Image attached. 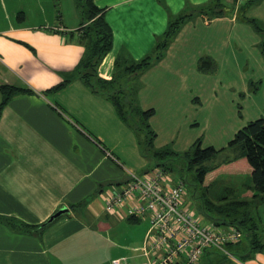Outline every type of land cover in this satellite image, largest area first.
Wrapping results in <instances>:
<instances>
[{"label": "crops", "instance_id": "0c3cea01", "mask_svg": "<svg viewBox=\"0 0 264 264\" xmlns=\"http://www.w3.org/2000/svg\"><path fill=\"white\" fill-rule=\"evenodd\" d=\"M209 1L94 0L106 10L113 31V48L98 71L107 80L113 77L118 55L142 59L152 52L170 21L182 13L192 15L164 57L142 75L138 103L142 109H156L151 124L161 113L168 117L203 105V96L214 95V88L217 93L215 83L205 91L176 80L189 81L193 70L200 72L198 64L192 69L193 62L177 53L193 36L205 38L206 48L200 52L205 56L199 59H211L210 70L200 73L219 76L222 70L246 77L250 72L255 94L264 103V52H259L264 33L235 13L211 20L200 15L196 8ZM71 8L57 25L52 21L54 0H0V87L33 90L12 96L0 111V264H113L120 258L142 264L145 260L142 247L149 228L142 246L134 247L133 235L130 231L125 235L123 225L149 223L148 216L130 219L123 210L120 217L107 212L105 203L130 175L142 176L148 160L112 103L73 75L85 49L80 14L74 5ZM246 16L264 27V0L249 8ZM202 26L205 32L198 33ZM70 76L74 80L64 89L46 92ZM247 92L239 94L241 100L246 101ZM2 101L0 90V107ZM227 172L249 169L226 167L212 176ZM189 206L198 212L199 207ZM61 209L68 211L38 235L36 226ZM258 217L264 223V203ZM243 243L236 249L237 258L225 264H264V252L249 253V243Z\"/></svg>", "mask_w": 264, "mask_h": 264}, {"label": "trees", "instance_id": "16d2710c", "mask_svg": "<svg viewBox=\"0 0 264 264\" xmlns=\"http://www.w3.org/2000/svg\"><path fill=\"white\" fill-rule=\"evenodd\" d=\"M261 1L210 0L208 3L199 5L196 11L210 20L235 13L240 21L251 25L257 32L264 33L262 23L256 18L246 16L248 9ZM76 6L80 11L78 12L82 20L80 37L85 51L73 75L77 76L93 94L111 102L120 120L132 130L142 155L149 162V166L146 167L144 173L161 168L168 175L173 174L174 170L170 165V161L174 158L172 155H177V153L168 147L156 148L154 144L158 133L152 127L151 120L156 115V109H142L138 103L140 88L132 84L128 87L127 84L130 80L138 78L164 57L170 43L181 31L186 20L192 15L182 13L170 21L167 30L152 52L142 59L134 60L128 55H118L113 77L107 80L101 78L98 72L103 59L113 48V31L106 21V10L99 8L94 0H86L85 3L76 0ZM237 7L238 9H236ZM210 68L211 59L205 57L200 60L199 69L201 71L207 72ZM73 80L74 77L70 76L46 92L60 91ZM250 85L253 87L254 84L251 83ZM0 90L3 95L0 111L12 96L19 93H33L32 89L11 85H2ZM202 143V139L198 138L185 152V157L189 160V163L197 167L198 178L201 182H204L208 174H213L217 170L226 167H238L249 169L253 186L238 196L241 197L249 193L251 199L234 197L235 199L233 198V202L230 203L231 212L222 209L221 216H212L204 205L199 207L198 214L200 213L202 216L204 224H213L218 227H237L243 231L244 237L240 242L229 244L226 247L229 254L214 248L207 249L198 264H225L231 258L236 259L239 255L236 249L244 244L245 235L248 237L247 240L251 248L249 253L264 252V235L260 234V230L264 232V223L258 217V209L264 203V117L250 121L239 128L225 147H202ZM218 153H223L225 159L212 169L205 167V162L213 160L215 156H218ZM191 168L189 166V169ZM82 204H87V202ZM207 204L215 207L212 202H207ZM0 219L3 218L0 217ZM130 219L133 218L130 217ZM48 221L36 226L38 235H41L42 231L54 222Z\"/></svg>", "mask_w": 264, "mask_h": 264}, {"label": "rangeland", "instance_id": "374dc122", "mask_svg": "<svg viewBox=\"0 0 264 264\" xmlns=\"http://www.w3.org/2000/svg\"><path fill=\"white\" fill-rule=\"evenodd\" d=\"M79 1L85 3L86 0ZM73 5L79 11L76 6V0H54L52 21L60 25L61 22H63V16H67L70 10L72 11L71 7ZM199 32H205L203 26L199 28L198 33ZM204 40V37L202 39L193 36L191 39L181 44L182 49H177V53H179L181 57L185 56L190 62H193L194 66L192 69H194L197 64L199 68V58L205 56L200 53L206 48ZM261 50L264 52V35H262L259 52H261ZM204 58L205 57L202 59ZM156 65L157 64H155V66ZM200 72H194L193 70L194 75L189 78V81L184 78H177L176 80L179 84H191L203 88L205 91L215 83L217 93L214 88V95L205 94L203 96L204 104L199 107L183 109V111H179L174 115L170 114L168 117H166L164 113H161L157 116L154 124L151 125L157 133L159 131L158 138L154 143L156 148L168 147L177 153V155H172L174 158L170 161V165L174 171L173 174L168 175L167 180L171 179L175 181L176 179H182L185 181V206L190 208L196 217L202 218L201 215H198L195 207L189 206L190 203L196 205L197 208L204 205L205 209L212 216H221L222 209L231 212L230 203L233 202V198L240 196V193L252 187L253 181L249 171L248 173L227 172L219 174L218 176H212L210 173L206 176L204 182H201L198 178L199 173L197 167L190 164L189 160L185 157L186 150H188L198 138L202 139V147H225L244 124L246 125L250 121L264 117V103H262V96L258 93L255 94V88L250 87V80L255 79L250 76V72L247 73L246 77H239L237 73H224L222 70L219 76L202 74ZM159 73L164 79L166 78L167 74L163 70ZM142 75L132 81L130 80L127 84L128 87L132 84L141 88L142 85L140 84H144L141 81ZM241 92H247L246 101L240 99L239 94ZM180 97L184 101L185 92H181ZM238 105L241 106V117ZM159 106L160 105H158V107ZM182 113L183 119L181 122ZM195 123L197 124L192 125ZM217 155L218 156H215L213 160L205 162V167L212 169L225 159L223 153H218ZM146 166H149V162L146 163ZM189 166L192 168L189 169ZM148 174H150V172H143L142 176ZM238 199L249 200L251 196L248 193L238 197ZM189 201L190 203L188 205L187 203ZM207 202L214 203L215 207L209 206ZM128 227L127 224L123 225L124 234L126 235L127 231H130L133 235L131 238L132 240L134 239L133 246H142V236H145L149 228L147 220H143V222L138 225ZM245 238L246 241L244 242H248V237L246 235ZM144 261L145 260H143V262ZM143 262L141 261V263Z\"/></svg>", "mask_w": 264, "mask_h": 264}, {"label": "built area", "instance_id": "2783aa9c", "mask_svg": "<svg viewBox=\"0 0 264 264\" xmlns=\"http://www.w3.org/2000/svg\"><path fill=\"white\" fill-rule=\"evenodd\" d=\"M167 177L161 168L145 176L132 174L105 203L107 212L120 217H124L123 210L128 217L148 216L150 226L142 247V264H198L205 251L213 248L229 254L226 247L240 242L243 231L204 224L185 206V181ZM113 264L128 263L120 258Z\"/></svg>", "mask_w": 264, "mask_h": 264}, {"label": "water", "instance_id": "95a60500", "mask_svg": "<svg viewBox=\"0 0 264 264\" xmlns=\"http://www.w3.org/2000/svg\"><path fill=\"white\" fill-rule=\"evenodd\" d=\"M66 211H68V209H61L59 210L57 213H55L54 215H52L49 219L48 222H53L56 218H58L60 215H62L63 213H65Z\"/></svg>", "mask_w": 264, "mask_h": 264}]
</instances>
